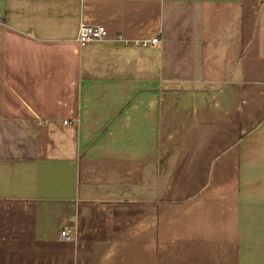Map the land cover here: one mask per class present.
Segmentation results:
<instances>
[{
	"label": "crops",
	"instance_id": "obj_1",
	"mask_svg": "<svg viewBox=\"0 0 264 264\" xmlns=\"http://www.w3.org/2000/svg\"><path fill=\"white\" fill-rule=\"evenodd\" d=\"M0 17V264H264V0Z\"/></svg>",
	"mask_w": 264,
	"mask_h": 264
},
{
	"label": "built area",
	"instance_id": "obj_2",
	"mask_svg": "<svg viewBox=\"0 0 264 264\" xmlns=\"http://www.w3.org/2000/svg\"><path fill=\"white\" fill-rule=\"evenodd\" d=\"M0 23H2V18L0 17ZM107 39V30L103 25H87L81 24L78 28L76 41L80 46H86L95 42L105 41ZM158 43L157 38L152 39H141L135 40L131 44L137 47H146L150 45H155ZM60 237L64 241H72L73 235L70 229L65 228L60 232Z\"/></svg>",
	"mask_w": 264,
	"mask_h": 264
}]
</instances>
